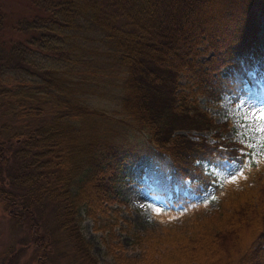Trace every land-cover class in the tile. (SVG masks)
Here are the masks:
<instances>
[{
    "label": "trees",
    "instance_id": "16d2710c",
    "mask_svg": "<svg viewBox=\"0 0 264 264\" xmlns=\"http://www.w3.org/2000/svg\"><path fill=\"white\" fill-rule=\"evenodd\" d=\"M32 5L30 18L20 22L30 39L19 47L28 53L31 70L25 76L18 71L17 85L7 91L59 107L26 142L43 148L35 153L45 157L43 165L59 170L48 194L57 230L75 256L95 264L80 225L84 218L104 217L118 202L115 187L125 177V161L142 164L151 192L165 195L188 181L190 195L213 188L219 204L204 216L200 205L178 198L185 223L162 236L140 237L141 259L115 264H264V166H252L242 189L217 184L202 164L223 169L241 161V145L223 139L219 129L226 131L227 124H214L197 102V96L214 93V74L216 96L227 92L238 98L260 79L251 68L259 57L252 50L264 0H33ZM1 12L0 4V23ZM203 44L211 56L201 65L196 58ZM56 62L57 67L48 65ZM226 67L232 70L219 76ZM182 73L193 74V86L179 91ZM90 96L112 101L123 118L92 108ZM92 119L114 124L97 135L87 125ZM211 127L214 143L180 133ZM130 128L146 139L130 135ZM5 151L0 139V165ZM0 204L26 227L33 264H48L57 242L42 231L33 210L19 208L1 183Z\"/></svg>",
    "mask_w": 264,
    "mask_h": 264
},
{
    "label": "rangeland",
    "instance_id": "374dc122",
    "mask_svg": "<svg viewBox=\"0 0 264 264\" xmlns=\"http://www.w3.org/2000/svg\"><path fill=\"white\" fill-rule=\"evenodd\" d=\"M0 4V139L6 148L4 164L0 165V183L4 189L11 191L19 208L28 206L33 210L42 231L49 232L56 240L57 244L48 264H88L75 256L57 230L52 200L48 193L52 188L51 181L59 170L43 165L45 157L35 156L43 148L37 149L32 142H26L35 130L52 121L59 107L50 103L24 101L10 93L11 88L18 83L14 79L17 72L21 71L25 76L31 70V65L25 63L29 62L28 53H24L19 47L23 48L25 44L21 43L26 38L30 39L29 32L20 30V22L30 18L31 10L35 9L33 0H0ZM199 51L196 61L204 65L211 56V51L206 48V44L201 45ZM252 52L259 56L251 68L252 74L260 75L256 85L245 86L243 94L238 98L227 92L216 96L214 93L218 91V76L214 74L211 78L214 93L197 96L199 107L208 113L214 124H227L226 131L219 129L220 136L241 145V161L227 163L223 169L202 164L216 178L217 184L233 189L243 188L252 166H264V15L260 17L257 42ZM47 54L50 59L57 60L54 51ZM42 58L39 55L38 60ZM48 65L59 66L57 62ZM231 70V67H226L219 76L226 77ZM193 79V74L182 73L179 76V91L185 90L187 86L192 87ZM88 103L92 108L116 120L123 118L112 101L90 96ZM112 124L114 123L109 119H92L87 125L92 127L93 133L98 132L94 134L99 135ZM129 131L130 135L146 139L136 129L130 128ZM215 132L211 127L199 131L183 130L180 133L191 135L192 140L204 137L214 143L218 141L214 137ZM121 170L125 177L115 187L118 202L111 208L107 207L104 217L97 216L95 220L84 218L80 225L95 264H115L126 258L140 260L143 254L140 237L162 236L175 223H185L184 205L181 202L175 204L178 198L184 199L190 207L200 205L201 215L204 216L212 215L218 209L219 198L214 195L213 188L199 195H190L191 189L186 181L183 189L175 188L162 195L151 192V182L140 162L124 161ZM250 184L251 182L248 183ZM4 209L0 204V264H33V247L26 227L17 224Z\"/></svg>",
    "mask_w": 264,
    "mask_h": 264
}]
</instances>
